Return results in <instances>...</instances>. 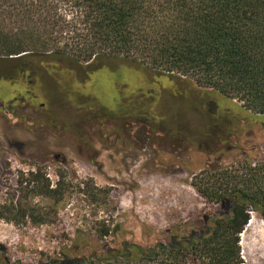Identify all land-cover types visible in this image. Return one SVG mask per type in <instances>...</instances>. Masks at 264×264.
Instances as JSON below:
<instances>
[{"label": "rangeland", "instance_id": "1", "mask_svg": "<svg viewBox=\"0 0 264 264\" xmlns=\"http://www.w3.org/2000/svg\"><path fill=\"white\" fill-rule=\"evenodd\" d=\"M14 87L0 81V245L11 263L186 243L228 212L191 184L264 157V117L129 61L63 62L32 101L11 104ZM237 246L240 264H264L258 213Z\"/></svg>", "mask_w": 264, "mask_h": 264}, {"label": "trees", "instance_id": "2", "mask_svg": "<svg viewBox=\"0 0 264 264\" xmlns=\"http://www.w3.org/2000/svg\"><path fill=\"white\" fill-rule=\"evenodd\" d=\"M107 59L185 80L264 117V0H0V81L15 85L11 93L27 85L37 98L42 74L59 64ZM191 186L229 217L183 244L155 252L131 245L77 264H240L238 235L249 210L264 208V157L203 171ZM0 264H18L1 245Z\"/></svg>", "mask_w": 264, "mask_h": 264}, {"label": "flooded vegetation", "instance_id": "3", "mask_svg": "<svg viewBox=\"0 0 264 264\" xmlns=\"http://www.w3.org/2000/svg\"><path fill=\"white\" fill-rule=\"evenodd\" d=\"M30 86H27V85H24V89H23V93L22 92H20L19 93V95L20 96H22L21 98H17V97H13L12 98V100L10 101V103L14 100H17V99H19V100H30V101H32V99H33V96L32 95H30L29 93H30ZM18 95V94H17ZM16 96V95H15ZM11 104H13V103H11ZM4 105V104H3ZM3 105H1V106H3ZM41 106L43 105V104H40ZM9 107V106H8ZM10 108V107H9ZM75 130H77V128L75 129ZM118 146H122L123 147V144L121 145V144H119ZM222 210H224L223 208H222ZM228 210V212L224 215V216H222L220 213H215V218H211V219H209V220H207V224H206V226H205V228H206V231H208L209 230V226L210 225H208V222H209V224L210 223H212L213 222V220L214 219H217V218H222V217H225V218H228L229 217V213H230V209H227ZM253 212H256V213H258L263 219H264V208H262V209H254V210H252ZM155 252V251H154Z\"/></svg>", "mask_w": 264, "mask_h": 264}]
</instances>
